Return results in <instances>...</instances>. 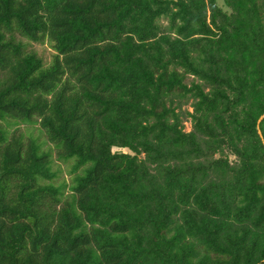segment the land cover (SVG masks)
Returning <instances> with one entry per match:
<instances>
[{
	"label": "trees",
	"instance_id": "trees-1",
	"mask_svg": "<svg viewBox=\"0 0 264 264\" xmlns=\"http://www.w3.org/2000/svg\"><path fill=\"white\" fill-rule=\"evenodd\" d=\"M221 2L0 0V264H264V0Z\"/></svg>",
	"mask_w": 264,
	"mask_h": 264
},
{
	"label": "rangeland",
	"instance_id": "rangeland-1",
	"mask_svg": "<svg viewBox=\"0 0 264 264\" xmlns=\"http://www.w3.org/2000/svg\"><path fill=\"white\" fill-rule=\"evenodd\" d=\"M216 1H217V5L222 7L221 0H216ZM19 40L24 44V51L25 52L34 53L37 57H39L42 60L44 65H48L50 63L53 52L49 48V45L46 42H44L42 44H37V43L27 42L24 39H19ZM183 127H184V131H188L189 124L187 121L183 123ZM36 128H37L36 126H32V128H29L27 126H19V130H20V132H22L24 134V136H26V134L31 133L32 136H34V137L36 135H38L39 138L42 140L43 137H42V135L38 134ZM113 150H115V149H113ZM52 158L54 159V152L52 154ZM69 167H70V162L60 163V162L54 161V165H53L52 169L57 168L59 170V174H58L59 178L57 180L63 179L64 181L67 182V180H68L67 171L69 170Z\"/></svg>",
	"mask_w": 264,
	"mask_h": 264
},
{
	"label": "water",
	"instance_id": "water-1",
	"mask_svg": "<svg viewBox=\"0 0 264 264\" xmlns=\"http://www.w3.org/2000/svg\"><path fill=\"white\" fill-rule=\"evenodd\" d=\"M262 118H264V114L261 115V116L257 119V122H256V128L258 127V123L260 122V120H261ZM257 134H258L259 137H260V132L258 131V129H257ZM260 139H261V138H260ZM261 142H262V145H264V143H263L262 140H261Z\"/></svg>",
	"mask_w": 264,
	"mask_h": 264
}]
</instances>
